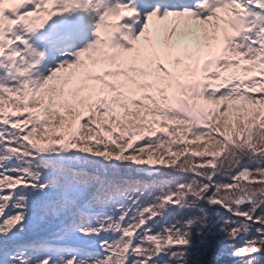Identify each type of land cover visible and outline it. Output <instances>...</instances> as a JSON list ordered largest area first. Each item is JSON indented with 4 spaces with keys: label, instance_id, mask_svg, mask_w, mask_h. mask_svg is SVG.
<instances>
[{
    "label": "snow or ice",
    "instance_id": "obj_1",
    "mask_svg": "<svg viewBox=\"0 0 264 264\" xmlns=\"http://www.w3.org/2000/svg\"><path fill=\"white\" fill-rule=\"evenodd\" d=\"M143 7L0 0V264H264V0ZM74 8L96 39L38 78Z\"/></svg>",
    "mask_w": 264,
    "mask_h": 264
},
{
    "label": "rangeland",
    "instance_id": "obj_2",
    "mask_svg": "<svg viewBox=\"0 0 264 264\" xmlns=\"http://www.w3.org/2000/svg\"><path fill=\"white\" fill-rule=\"evenodd\" d=\"M143 11H144V8H143L142 12ZM97 19H98V17H97ZM21 30H22V28H21ZM136 31H138V29ZM24 36H25V39L29 38V39L32 40L34 38V35L32 33H26L25 32L24 33ZM90 40L91 39H89V41ZM28 45L30 46V48L33 51L42 54L40 56L39 63L35 66V69H34V72L37 74V77L38 78L39 77H43V76H47L48 74H50V71L51 70H54L55 68H57V66L60 63H62L64 61L72 62L75 59V57H73V56H70L67 59V58L64 57V54H62V53L61 54L60 53L59 54H51L49 52H45L41 48V46L39 45V43H37V41H36V43L33 42V44L32 43H28ZM82 48H84V47H78L77 48V51L79 49H82ZM69 53L72 54V51H70ZM44 54H46L48 56V58L45 61H42L41 58H42V56Z\"/></svg>",
    "mask_w": 264,
    "mask_h": 264
},
{
    "label": "bare ground",
    "instance_id": "obj_3",
    "mask_svg": "<svg viewBox=\"0 0 264 264\" xmlns=\"http://www.w3.org/2000/svg\"><path fill=\"white\" fill-rule=\"evenodd\" d=\"M29 7H32V6H29ZM60 7H61V5L58 4V5H57V8L59 9ZM75 11H76L77 13H79V12H78V8H74V9L68 11V12H61L60 14H58V15L52 17V18L47 22V24H46L43 28H41V29H37V30H35V31L31 32V33H32L33 35H36V34H37L38 37H39L40 35H43V36H46V37L48 36L52 41H58V39L61 40L62 38H57V35H58V33H61L59 30L63 28V25L60 24V21H59L57 18L60 17V20L64 21V19H66V17H67L65 13H68V17H67V18L71 19L72 16H73V13H75ZM56 19H57V20H56ZM66 28H67V27H66ZM69 28H70V29H73L71 26H69ZM136 29H137V28H136ZM136 29H135V31H136ZM94 33H95V32H94ZM66 37L68 38L69 36H66ZM95 39H96V36H95V34H94V36H93L92 39L90 40L91 43H92ZM26 40H27L28 43H32V44H33V42H34L33 40H31V39H29V38H27ZM89 44H90V43H89ZM45 52H48V50L46 49ZM47 58H48V56H47L46 54H44V55L42 56L41 60H42V61H45Z\"/></svg>",
    "mask_w": 264,
    "mask_h": 264
},
{
    "label": "trees",
    "instance_id": "obj_4",
    "mask_svg": "<svg viewBox=\"0 0 264 264\" xmlns=\"http://www.w3.org/2000/svg\"><path fill=\"white\" fill-rule=\"evenodd\" d=\"M216 241H219L220 243H227L226 241H223L222 238H216V240H214L213 243H216ZM216 264H225V261L220 260V261H217Z\"/></svg>",
    "mask_w": 264,
    "mask_h": 264
}]
</instances>
